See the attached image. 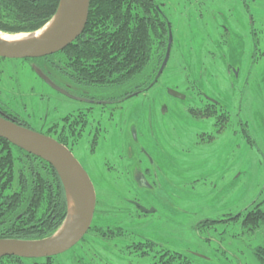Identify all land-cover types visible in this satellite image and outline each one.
Segmentation results:
<instances>
[{"label":"rangeland","instance_id":"374dc122","mask_svg":"<svg viewBox=\"0 0 264 264\" xmlns=\"http://www.w3.org/2000/svg\"><path fill=\"white\" fill-rule=\"evenodd\" d=\"M218 1L210 9L224 13L230 7L229 17L209 18V4L202 16H194L179 3L186 0H165L174 22V53L159 84L124 101V115L117 116L118 120L130 118L137 127L139 143L132 146L134 159L140 154V146L152 155L153 172L158 176L156 181L150 178L149 182L155 188L145 190L132 179L122 178L129 163L117 155L123 144L132 140L129 131L126 139L117 126L108 133L109 144H103L95 155L99 163L96 168L88 166V152L77 153L91 171L96 186L98 201L93 223L106 228L119 226L126 231L125 239L113 240L116 247H99L98 258L104 264H148L150 257L127 254L124 245L140 237L187 255L193 264H262L255 253L264 247V230L257 233L238 220L209 227V220L226 218L256 199L264 201V55H259L254 64L250 62V51L243 52L250 48V39L243 33L246 16L242 18L235 9L238 0L222 7L217 5ZM257 1L264 5V0ZM256 15L264 19V12ZM221 24L229 28L228 48L223 47L221 37L214 31ZM33 63L42 65L41 60ZM31 65L25 60L0 59V98L23 123L42 131L41 122L48 108L53 117V108L62 112L60 104L65 102L36 75ZM168 88L187 98L180 100L169 95ZM199 92L217 98L218 112L228 114L225 123L218 116L209 117L208 123L194 121L186 113L187 107L198 102ZM149 102L154 107L155 136H150L147 129L149 110L144 103ZM161 107L170 109L164 126L162 117L156 114ZM175 111L177 116L169 118ZM173 126L176 133L167 130ZM206 130L209 141L204 142L206 135L200 132ZM107 152L118 168L103 165ZM131 200L155 211L145 213L136 209ZM207 236L209 241L205 240ZM75 251L71 248L35 264H82L75 263Z\"/></svg>","mask_w":264,"mask_h":264},{"label":"trees","instance_id":"16d2710c","mask_svg":"<svg viewBox=\"0 0 264 264\" xmlns=\"http://www.w3.org/2000/svg\"><path fill=\"white\" fill-rule=\"evenodd\" d=\"M153 1L91 0L82 35L66 50L36 60L59 64L61 70L63 65H68L73 80L96 84L119 103L126 95H139L152 89L161 80L162 76L158 82L155 78L169 40L168 19L155 9ZM59 4L60 0H0V30L37 31L53 18ZM185 111L191 117L204 113L218 116L223 123L228 116L218 112L216 102L191 104ZM263 205L264 201L259 199L251 201L226 218L209 220V227L221 221L238 220L258 233L264 230ZM67 214V193L55 168L0 137V239L49 237L61 227ZM88 233L73 247L75 263L104 264L98 258L99 247L111 249L116 247L113 240L126 238V231L119 226L106 228L93 223ZM124 245L127 254L150 257L148 264H193L187 255L144 237ZM255 255L264 264V247ZM55 257L6 256L0 258V264H35Z\"/></svg>","mask_w":264,"mask_h":264},{"label":"flooded vegetation","instance_id":"af4514ba","mask_svg":"<svg viewBox=\"0 0 264 264\" xmlns=\"http://www.w3.org/2000/svg\"><path fill=\"white\" fill-rule=\"evenodd\" d=\"M216 1L217 0H208V1L186 0L185 3H181V2L179 3L183 5V8L188 13L190 12L194 13L193 14L194 16H198V17L202 16L204 14L203 10L205 8V5L209 4L208 7L209 18H213L215 16L219 17L220 15H225L226 17H229L230 7L224 13L210 9L213 6V4L216 3ZM218 3L220 4L217 5L222 7L223 4L227 3V6H229L230 3L232 2L231 0H225V1L219 0ZM153 4L155 9H157L162 15H164L168 19L169 36H170V30L172 31L173 34V42L170 52V55H172L174 53V45L176 39H175L174 22L171 19V9L170 11L168 10V8L166 7L165 0H155V2L153 1ZM189 7L191 9H189ZM235 9L238 11L239 15L242 16V18L246 16V21L243 24L244 26L243 33L245 32L246 36H248V38L250 39V44H249L250 48L244 49L243 52L250 51V62L256 64L259 55L262 56L264 55V19L258 17L256 13L264 12V5L261 2H258L257 0L256 2L255 0H238ZM214 31H216L218 35L221 37L220 40L222 42L223 47L228 48L229 28L226 25L221 24L220 26L217 25L216 27H214ZM76 40L77 39H75L72 43H70L67 47H65L61 51L66 50ZM59 52L44 57L54 56ZM0 59H9V58L0 57ZM36 59L39 58H26V59H16V60H25L31 62L32 63L31 67L33 71L41 80L43 79L37 74L35 68L41 70L52 81L53 85H50L43 80L49 87L55 90V92L59 96L58 98H61V100L65 102V103L62 102L60 104L63 106L62 107L63 111L59 112V108L54 107L53 117H50V108H48V112L44 117V122L43 120L41 122L44 123L42 131L30 127L26 123H23L19 119V115L17 113H14L10 108L9 104L4 102L1 98H0V115L5 116L17 123L19 122L21 125L25 127L34 129L36 131H39L41 133H44L48 136L57 139L59 142L66 145L80 162L81 160L79 159L77 153L84 154L86 152L87 154L88 152L89 159L86 158V162L89 167H94V168L98 167L99 165V163L97 164V159H95V155L97 151H99V149L103 144H105V147L109 144L108 141L110 136L108 135V133H111V130L117 126L118 131L122 133L126 139L129 136L128 134L129 131L132 140L131 141L129 140L127 144L126 143L123 144V148L117 155V157L123 160V162L127 161V163H129L127 165L128 169L126 170V172L124 173V177L122 176V178L126 179V181L127 180L131 181L132 179L139 186L144 187L145 190L154 189L155 186L149 181L150 178L153 179L152 181H156L158 174L153 172L154 171L153 166L155 162L152 155L146 150V148L139 145L140 147L139 146L138 147L140 150V154H138L137 158L134 159L135 152L132 146L133 143H139L137 127L133 125V122H130L132 120H130V118L128 117L126 118L121 117L120 120H118L117 118L119 114L124 115L126 106H124L123 103L124 101L130 99L131 97L129 95H126L123 98V100H121L119 103L117 102V100L111 98V94L108 95L107 93H104L102 89L96 86V84H87L84 81L78 82L73 80V77L68 72V68H67L68 65H63L62 68H64V70H61L59 64L48 63V62H44L43 60H41L42 65H37L36 63H33L37 61ZM158 80L156 82H158ZM60 90H62L63 92H61ZM198 98L201 99L198 102H195L194 104L200 103L206 105L208 103L216 102L217 106L220 105V102L216 100L217 98H215L212 95H208L205 92L202 93L199 92ZM180 100H184V99H180ZM144 106L147 108V110H149V117L147 119L148 134L149 135L154 134L155 136V129L153 123L154 107L150 102L144 103ZM177 109L180 111V107H177L176 110ZM156 112L158 117L159 116L162 117L161 126L166 125L165 124L167 120L166 115L170 113L169 107H161L160 111H156ZM175 116H177L176 111L174 112L173 116L169 118H174ZM191 118L194 121H206L208 123L209 114L204 113L193 116ZM161 128L162 131H166V129H164L163 127ZM167 130L175 132L176 126H173ZM200 133L206 135V137L204 138H209V132H207V130L202 131ZM204 138H203L204 142L209 141V139H204ZM111 156L112 155L107 152L102 162L103 165H105L107 168H112V169L118 168L117 165L114 162H112ZM134 160H135V164H134ZM90 161L92 163H90ZM81 164L84 166V168L87 170V172L90 175L91 171L88 169V167H86V165H84L82 162ZM131 203L136 209L140 210L139 206L135 204L137 203L135 202V200L133 201L131 200ZM205 240L209 241V236H207Z\"/></svg>","mask_w":264,"mask_h":264},{"label":"water","instance_id":"95a60500","mask_svg":"<svg viewBox=\"0 0 264 264\" xmlns=\"http://www.w3.org/2000/svg\"><path fill=\"white\" fill-rule=\"evenodd\" d=\"M90 2L91 0H60L57 13L53 16L54 18L59 14V19L46 35L36 37L39 29L29 33L28 38L23 41L11 42L0 37V57L9 59L40 58L63 50L85 30ZM172 42L173 34L170 30L166 56L155 81L161 77L168 64ZM35 69L44 81L53 85L41 70ZM168 93L175 98H186L185 94L174 88H168ZM137 94L134 93L130 97ZM0 137L50 163L57 171L68 199L67 217L53 235L32 240L1 238L0 258L18 256L27 259H40L67 252L84 238L93 223L97 193L89 173L66 145L51 136L25 127L2 115H0ZM71 201L73 202L74 218L70 221ZM135 204L145 213L155 211V209L145 208L139 203Z\"/></svg>","mask_w":264,"mask_h":264},{"label":"bare ground","instance_id":"6f19581e","mask_svg":"<svg viewBox=\"0 0 264 264\" xmlns=\"http://www.w3.org/2000/svg\"><path fill=\"white\" fill-rule=\"evenodd\" d=\"M59 19V14L51 19L42 29L37 31L36 37H43L46 35L56 24V22ZM28 33H22V34H5L3 32H0V37H2L4 40L11 41V42H17V41H23L28 38ZM118 89V88H116ZM74 218V210H73V202L71 201V212H70V221Z\"/></svg>","mask_w":264,"mask_h":264}]
</instances>
